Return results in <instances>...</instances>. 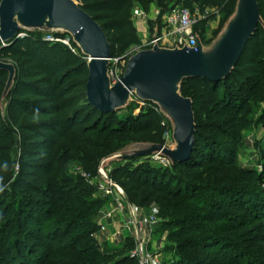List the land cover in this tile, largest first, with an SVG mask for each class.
Returning <instances> with one entry per match:
<instances>
[{
    "label": "trees",
    "instance_id": "1",
    "mask_svg": "<svg viewBox=\"0 0 264 264\" xmlns=\"http://www.w3.org/2000/svg\"><path fill=\"white\" fill-rule=\"evenodd\" d=\"M134 1L145 4L152 0H81L83 9L102 26L111 44V57L138 43L130 22V7ZM155 3L161 9L160 17L180 5L198 8L204 21L215 19L217 12L222 13L225 21L232 14L236 0H155ZM258 5L264 21V0H258ZM198 35L204 42L203 35ZM3 58L30 69L15 78L14 87L6 98V114L14 125L11 138H16L17 132L22 136L0 148L7 151L4 155L6 170L0 171V191L17 202L15 207L8 200L0 210V264H137L125 250L130 245L112 248L95 239L96 215L105 200L94 196L95 185L70 174L68 167L79 163L89 173H95L103 157L136 143L135 138L142 135L147 143L162 144L159 135L152 133L155 114L128 115V124L121 120L120 124L112 125L115 113H101L86 99V59L61 42H49L35 35L18 37L0 47V59ZM5 77L7 72L0 70V101ZM69 79L75 80L70 82ZM230 80L238 83L240 96L231 115L218 102L219 85ZM185 83L210 96L218 118L229 114L232 119H238L248 109L250 99L264 91V28L260 26L249 40L227 79L211 82L195 78L182 82L181 94L191 98L195 117V99ZM78 88L83 89L81 96L73 94ZM76 101L85 102L81 110L66 113ZM4 118L0 113L2 129ZM5 133L6 130H1L0 137ZM224 135L225 140L217 142L226 153L219 164L231 165V156L237 148L236 132ZM200 136L196 124L194 148L184 162L164 168L147 162L133 166V161L139 158L125 160L108 175L115 182L116 178L122 181L129 201L139 197L140 204L136 206L146 200L155 201L158 215L165 223L184 225L169 236L172 246L168 249L175 252L172 264H253V257H247L246 261L239 258V236L219 234L240 225L236 213L215 212L218 202L210 193L219 191V185L191 181L198 169L214 165L217 154L211 144L204 147L205 152L200 150ZM58 145L62 150H56ZM241 173L247 181L254 178L250 170ZM33 178L43 184H36ZM224 190L233 194L238 191ZM203 191L204 194H198ZM17 193H23V198ZM219 194L224 192L220 190ZM235 205L231 203L232 207Z\"/></svg>",
    "mask_w": 264,
    "mask_h": 264
},
{
    "label": "water",
    "instance_id": "2",
    "mask_svg": "<svg viewBox=\"0 0 264 264\" xmlns=\"http://www.w3.org/2000/svg\"><path fill=\"white\" fill-rule=\"evenodd\" d=\"M260 26L264 28L258 0H236L232 14L211 43L198 39L193 47L155 44L139 50L129 57L122 75L112 83L111 44L102 26L83 9L81 0H0V47L21 37L22 31L66 34L87 61L86 99L95 110L115 113L127 107L134 96L155 104L169 119L173 147L132 143L100 160L101 175L104 166L112 162L152 154L166 157L171 165L187 160L194 148L196 124L192 100L181 94L182 82L195 78L211 82L227 79ZM0 70L7 72L2 103L14 87L16 68L0 60Z\"/></svg>",
    "mask_w": 264,
    "mask_h": 264
},
{
    "label": "rangeland",
    "instance_id": "3",
    "mask_svg": "<svg viewBox=\"0 0 264 264\" xmlns=\"http://www.w3.org/2000/svg\"><path fill=\"white\" fill-rule=\"evenodd\" d=\"M135 5L138 6L140 10H142L144 14L143 17L132 16ZM151 8H155V10L159 11L160 13L161 9L157 7L155 0L145 4L139 1H134L130 7V22L138 38V43L131 45L125 51L121 52L117 57H111L109 64V76L112 83L116 82L122 75L129 57L136 53L144 42L151 40L155 36V33H160V31L163 29L161 17L159 14L151 15ZM190 10L195 16L199 17L194 26L195 32L203 35L204 44L211 43L217 37L226 22V20L223 21L222 13L217 12L215 19L204 21L203 16L198 11V8L195 7L194 9ZM20 34H22L21 37H26L28 35L34 37L35 35V37L49 42H61L71 48V50L80 54L79 49L72 42L71 37L66 36L65 34L52 32L45 33L42 31H22ZM163 47L168 46L165 45ZM0 60L7 63H12L15 66L16 78L19 77L20 73L24 71L26 72L28 69H30L18 67V65L10 58H3ZM6 80L7 77L3 79L4 86ZM73 80L75 79H69L70 82ZM237 85V82L230 80L229 82L222 83L218 87L221 95V98L218 99V102L221 104V106H224L230 111V115L231 112H234L233 106L240 99L237 91ZM185 86H189V89L192 92L190 96L195 99V118L197 130L201 135L199 138V148L205 152L204 147L211 144L215 146V151L217 153L214 158V165L198 169L195 172L196 174H194V177L191 178V181L196 182L197 184L219 185V191L210 193L218 202L215 212H221L225 215L236 213L235 215H237L238 223L240 224L233 231H222L219 232V234L239 236L241 247L237 251V254H239L241 261H246L247 257H253V264H264V91L261 90L256 96L252 97L250 99L248 109L243 115H239L238 119L235 120L232 119L229 114L222 119L218 118V110L213 106V100L208 94H206L204 90L200 88H193L188 83H185ZM82 92L83 89L78 88L73 92V94L75 96H81ZM6 98L7 96L2 103L0 101V113L5 117L3 129L0 127V131L6 130L5 135L0 137V148H5L13 140H17V138L21 139L22 136L17 132L16 138H11V130H13L14 125L6 114ZM83 104H85L83 101L74 102V104H71L69 109L66 110V113L75 110H81L80 108L83 107ZM142 112H148L147 116H150L152 113L155 114L154 123L151 127L153 129L152 133L155 132L154 135H159L163 145L169 148L173 147L174 142L172 140L171 123L169 119L160 112L158 107L151 102H142L134 96H131L128 106L115 112L113 116L114 123L112 125L115 126L120 124L119 122L121 120L123 124H128L129 121L126 122V117L128 115L135 117ZM225 132H236L237 148L235 154L231 156L230 161L233 162L231 165L219 164L220 160H222L221 158L226 156V153L221 151L222 147L220 146V143L217 142H223L225 140L223 139ZM135 139L137 140L136 142H146L143 141L146 139L145 135L136 137ZM214 142L217 144H214ZM12 145L14 146L12 153L15 157V154L17 153L15 142ZM56 150H62L61 145H58ZM6 153L7 151H0V171L6 170L7 163L4 156ZM146 162L154 166H159V164L154 162L149 157L139 158L133 161L132 165L137 166ZM118 165L119 162H112L108 165H105L103 172L108 174L110 171H112V169L118 167ZM15 170V173L17 174V164L15 166ZM68 170L69 173L74 176H81L87 184L95 185L96 191L94 196L104 198L106 203V206L104 207H114L115 204L113 198L105 197L102 191L99 189V186L102 183V178L98 171V166L95 173H89V171H87L79 163L70 164ZM240 170L252 171V175L254 176L252 181H247V179H244L245 175H243V173H241L242 171ZM115 175L116 174H114V176ZM32 180L36 184H43V182H39L36 178H33ZM116 180L117 182H114L119 187H121L127 199L128 194L126 193L125 188L122 186V181H119L117 178ZM235 180H237V182H235ZM224 188H231L234 189V191L236 189L238 191H235L236 193L233 194V192L224 190ZM220 190L221 192H224V194L220 195ZM17 194L19 198H23V193ZM198 194L202 195L204 194V191L203 193L199 192ZM8 200L14 203L9 194H4L2 191H0V210L6 206ZM138 200L139 197L133 200L134 205L140 204ZM128 202L133 204V202L129 200ZM231 203L236 205L232 207ZM14 206H17V202L14 203ZM137 207L153 213L160 220L157 228L155 229L153 249L160 253V259L163 264H172V261L175 259V252L168 249L170 246H172V241L169 240V236L173 230L184 225H176L175 223L172 224L171 222L169 223V221L165 223V221L158 215L155 201L146 200L143 202V205H137ZM36 212V215H38L39 211L37 210ZM219 223H224V221H220ZM163 236L165 238L164 244L159 247L160 239ZM116 238H109L102 233L95 236V239L98 242H106L107 245L112 248H122L126 245H130L128 248L125 247V250H128V255L134 258L131 255V251L134 247L133 239L131 237L122 236L120 238Z\"/></svg>",
    "mask_w": 264,
    "mask_h": 264
},
{
    "label": "built area",
    "instance_id": "4",
    "mask_svg": "<svg viewBox=\"0 0 264 264\" xmlns=\"http://www.w3.org/2000/svg\"><path fill=\"white\" fill-rule=\"evenodd\" d=\"M132 14L134 17H143L144 15L136 5ZM157 14H159V11H157ZM198 19L199 17L184 6L177 5L167 10L161 16L163 29L160 33H156L151 40L144 42L139 50L151 48L155 44L162 47L167 45L169 48L195 46L197 40L200 39L198 33L194 30ZM146 157L151 158L164 168L171 166L169 160L160 154H152ZM102 175L100 174L102 183L99 189L105 197H112L115 205L114 207H104L106 206L105 203L98 210L95 220L98 231L95 236L102 233L109 238L131 237L134 243L131 255L136 259L137 264H163L160 253L153 249L155 229L160 220L153 213L128 202L121 187L103 171ZM164 240L163 236L160 239L159 247L164 244Z\"/></svg>",
    "mask_w": 264,
    "mask_h": 264
},
{
    "label": "crops",
    "instance_id": "5",
    "mask_svg": "<svg viewBox=\"0 0 264 264\" xmlns=\"http://www.w3.org/2000/svg\"><path fill=\"white\" fill-rule=\"evenodd\" d=\"M153 9L155 10V8H151V13H150L151 15H154V14L157 13V10L154 11ZM153 11H154V12H153Z\"/></svg>",
    "mask_w": 264,
    "mask_h": 264
}]
</instances>
